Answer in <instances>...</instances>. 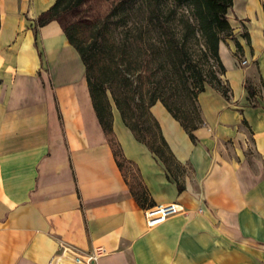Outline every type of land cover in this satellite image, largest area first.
<instances>
[{
  "label": "crops",
  "instance_id": "obj_1",
  "mask_svg": "<svg viewBox=\"0 0 264 264\" xmlns=\"http://www.w3.org/2000/svg\"><path fill=\"white\" fill-rule=\"evenodd\" d=\"M52 2L0 0V264H48L60 243L85 254L102 250L93 264H262L264 115L251 118L252 107H241L251 131H236L237 148L251 146L252 163L227 159L221 167L207 152H195L199 148L171 145L165 134L180 161L195 153L198 175L185 183L168 177L145 146L124 147L148 190L149 199L140 202L57 20L39 32L56 83L38 77L39 57L29 48L33 34L23 18L35 22ZM260 7L259 0H234L229 10L251 19ZM258 54L264 59V52ZM220 56L226 71L236 68L223 42ZM260 67L264 80V60ZM153 112L163 117L158 104ZM125 134L119 132L122 141ZM175 135L182 138L179 131ZM170 203L184 210L149 226L146 209Z\"/></svg>",
  "mask_w": 264,
  "mask_h": 264
},
{
  "label": "trees",
  "instance_id": "obj_2",
  "mask_svg": "<svg viewBox=\"0 0 264 264\" xmlns=\"http://www.w3.org/2000/svg\"><path fill=\"white\" fill-rule=\"evenodd\" d=\"M84 1L54 0L41 14L39 25L58 19L61 13ZM233 5L234 0H119L106 17L94 24L74 22L64 27L69 43L85 65L94 109L126 178L113 142L109 92L128 126L127 109L135 115L137 109L150 108L160 101L192 134L202 122L195 103L198 94L205 91L207 82L224 88L221 75L226 67L220 43L233 33L228 17ZM46 14L50 15L44 18ZM120 25L126 26L128 36L118 40L111 27ZM85 27L90 29L88 35ZM184 92L192 100L189 106L178 100ZM154 121L168 146L158 121ZM136 122L140 129L145 126L140 118ZM141 141L149 144L145 138ZM151 150L159 154L157 149ZM131 189L140 202L149 199L146 187L141 195Z\"/></svg>",
  "mask_w": 264,
  "mask_h": 264
},
{
  "label": "rangeland",
  "instance_id": "obj_3",
  "mask_svg": "<svg viewBox=\"0 0 264 264\" xmlns=\"http://www.w3.org/2000/svg\"><path fill=\"white\" fill-rule=\"evenodd\" d=\"M118 1L119 0H85L81 5L61 13L56 20L59 22L62 30L65 26L74 22L91 25L106 17V15L110 13L112 6ZM259 2L261 7L256 10L255 15L251 19L240 18L235 13L234 9L228 12V17L233 27V33L231 36H224L221 42L227 45L236 58V68L234 70L227 69V71L221 75L224 88H218L215 83L207 82L205 91L198 94L195 103L198 106L202 122L199 128L193 131V135L180 121L170 114L160 101L156 104L162 108L163 117L161 118L153 112L156 104L150 108L144 107L137 109L135 115L126 108L128 121L131 123V127L128 126L124 122L121 112L110 94L111 91L109 92L114 115L113 142L120 153V160L124 165L127 180L138 194L141 195L146 186L140 166L135 160L125 156L124 147L126 146L130 148L129 150L133 151L134 146L141 144L152 153V148L157 149L159 154L155 153L152 158L158 162L164 163L167 176L169 177V172L171 177L178 182L185 183L188 178L192 179L198 175L197 165L193 159L195 155L193 150L190 151L191 153L186 154L188 157L187 160L180 161L171 150L170 143L167 140L168 137L166 138L165 136L168 146L161 140L159 136L160 131L155 125L154 120L158 121L162 134H167L169 136V139L172 141L171 145H175V141L176 144L181 147L188 145L194 149L199 148V150H195V152L201 151L203 154L207 152V154L213 158L214 163L222 165L221 167L225 165L227 159L241 161L243 158L252 163V156L254 155L253 148L249 146L245 148L243 152L239 147L237 148L236 131L245 130L249 132V134L251 131L250 122L244 116L246 114V112L244 113L245 109L241 107H252V114L250 117L254 115L260 117L258 116L260 114L264 115V109H259V107H264V80L261 77L260 69V63L264 59L256 57V55H259L258 53L264 52V0H259ZM53 3L54 0L52 4ZM49 15L50 14H46L43 17L47 18ZM40 17L41 14L37 17L35 22H31V20L25 18H23V21L30 26L27 27L26 25V28L33 34V41L29 48L35 50L39 57L40 69L38 70V77L43 79L42 75H44V81H47V83L53 87L56 83L57 70L48 57L46 42L39 39V32L42 28L38 22ZM84 29H87L86 34L88 35L90 29L86 27ZM111 30L113 36L118 40L125 39L128 36L127 28L124 25L117 27L113 26ZM68 49L70 54L77 53V58L75 61H72V65L75 68L77 67L78 71L84 72V78L87 82L86 68L79 53L73 46H68ZM244 61L247 62L244 63ZM147 88L148 86L145 84L144 89ZM224 90L227 92L224 93ZM52 97L57 101L54 88L52 89ZM146 100L149 101L148 99ZM178 100L184 106H189L192 103V100L186 92L182 93ZM59 116L62 118L60 112ZM221 116H223V118H220ZM138 118L142 121L144 120L145 126L141 129L137 127L136 121ZM166 120L169 124L165 122ZM215 120L217 121L215 122ZM116 123L117 129L115 128ZM177 130L181 132L182 138L175 135V133L178 132ZM119 132H125L126 134L124 136H127V140L122 141ZM232 132H234V134ZM142 138H145L149 144L141 141ZM150 147L152 148L150 149ZM62 245L72 248L81 255L85 254L69 244L60 243L57 256L63 252ZM261 249L262 264H264V241L262 242ZM71 255L74 256V254ZM54 258H56V256ZM60 261L66 264H74L72 259L66 260L65 258H61Z\"/></svg>",
  "mask_w": 264,
  "mask_h": 264
},
{
  "label": "built area",
  "instance_id": "obj_4",
  "mask_svg": "<svg viewBox=\"0 0 264 264\" xmlns=\"http://www.w3.org/2000/svg\"><path fill=\"white\" fill-rule=\"evenodd\" d=\"M246 62L247 61H244V63H246ZM183 210H184V207L181 204L170 203V204L160 205L157 207H151V208L146 209L145 217H146L148 225L154 226V225H158V224L166 221V219H168L170 216L175 215L177 213H180ZM62 250H63V252L59 256H65V255L72 256L71 254H74V256H72L73 261L75 263H78V264H80V263L93 264L94 261H96L98 258V253H99L98 251H100V249H97L93 253L81 255L80 253H77L72 248H70L66 245H62ZM68 251H70V252H68ZM48 264H65V263L62 261H59V259L56 256V258L49 261Z\"/></svg>",
  "mask_w": 264,
  "mask_h": 264
},
{
  "label": "bare ground",
  "instance_id": "obj_5",
  "mask_svg": "<svg viewBox=\"0 0 264 264\" xmlns=\"http://www.w3.org/2000/svg\"><path fill=\"white\" fill-rule=\"evenodd\" d=\"M98 252H99V253H98V256H100L102 250H100V251H98ZM62 257H64V256H57V258L59 259V261L61 260ZM65 257H66V258H65ZM65 257H64V258H65L66 260H70V259H72V261H73V257H72V256H70V255H65ZM67 258H68V259H67ZM73 262H74V261H73ZM65 264H66V263H65ZM74 264H78V263H75V262H74ZM80 264H83V263H80Z\"/></svg>",
  "mask_w": 264,
  "mask_h": 264
}]
</instances>
